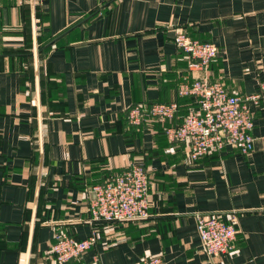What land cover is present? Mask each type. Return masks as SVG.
Instances as JSON below:
<instances>
[{
  "label": "crops",
  "instance_id": "crops-1",
  "mask_svg": "<svg viewBox=\"0 0 264 264\" xmlns=\"http://www.w3.org/2000/svg\"><path fill=\"white\" fill-rule=\"evenodd\" d=\"M181 27L218 50L192 76L232 94L259 90L264 0H0V264H56L55 233L92 229L96 244L68 264H264V105L249 154L225 147L191 160L161 122H127L138 101H177L173 123L186 114ZM134 163L151 180L149 217L91 222L88 188ZM196 213L237 222L230 253L203 251Z\"/></svg>",
  "mask_w": 264,
  "mask_h": 264
},
{
  "label": "built area",
  "instance_id": "built-area-1",
  "mask_svg": "<svg viewBox=\"0 0 264 264\" xmlns=\"http://www.w3.org/2000/svg\"><path fill=\"white\" fill-rule=\"evenodd\" d=\"M176 47L187 58V73L177 86L179 97H193L183 120L164 128L167 140L186 142L191 160H197L225 147H236L249 154L254 147V108L264 105V77L259 90L252 94L230 93L219 80L194 77L192 72L207 71L217 56V46L210 41L193 38L185 28H177L173 37ZM180 104L138 101L127 109V122L140 127L148 122H166L176 117ZM148 170L131 164L102 183L87 190L91 222L130 223L149 217ZM196 230L203 251L212 257L230 253L239 232L237 222L223 219L220 214H195ZM98 240L96 229L83 239L65 233H55L50 251L56 264H68L91 249ZM140 264H167L163 256H147Z\"/></svg>",
  "mask_w": 264,
  "mask_h": 264
},
{
  "label": "trees",
  "instance_id": "trees-1",
  "mask_svg": "<svg viewBox=\"0 0 264 264\" xmlns=\"http://www.w3.org/2000/svg\"><path fill=\"white\" fill-rule=\"evenodd\" d=\"M54 47L55 45H54V42L53 43H49L48 45H46L45 47H43V48H39V50L40 51H43V50H45L46 48H48V47ZM185 98H187L188 100H190V101H192L191 103H189V106L190 105H193L194 104V98L193 97H185ZM188 106V107H189ZM188 109V108H187ZM185 116V115H184ZM184 116H183V118H184ZM183 118L180 120V122L183 120ZM175 119V118H174ZM174 119H172V120H169V121H166V122H163L162 124H163V131H164V128L166 127V126H169V125H175V124H178V123H180V122H175V123H173V120ZM169 122H171V123H169ZM160 123V122H159ZM164 134H165V132H164Z\"/></svg>",
  "mask_w": 264,
  "mask_h": 264
}]
</instances>
